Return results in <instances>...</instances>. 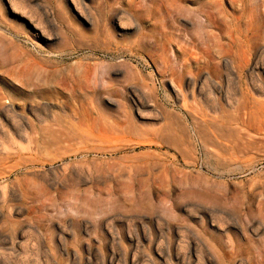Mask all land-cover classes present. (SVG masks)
I'll list each match as a JSON object with an SVG mask.
<instances>
[{"label":"rangeland","instance_id":"obj_1","mask_svg":"<svg viewBox=\"0 0 264 264\" xmlns=\"http://www.w3.org/2000/svg\"><path fill=\"white\" fill-rule=\"evenodd\" d=\"M0 264H264V0H0Z\"/></svg>","mask_w":264,"mask_h":264},{"label":"bare ground","instance_id":"obj_2","mask_svg":"<svg viewBox=\"0 0 264 264\" xmlns=\"http://www.w3.org/2000/svg\"><path fill=\"white\" fill-rule=\"evenodd\" d=\"M38 25H39V23H38ZM74 25V24H73ZM34 26V25H33ZM41 27H42V25H40ZM76 26V25H75ZM36 27V26H35ZM46 28V27H45ZM41 29V28H40ZM39 29V30H40ZM43 31L46 33V31H48V30H45V29H43ZM81 31H83V30H81ZM82 33V32H81ZM85 35H86V33H85ZM45 36V35H44ZM35 54V53H34ZM37 54V53H36ZM27 55V54H26ZM31 55V54H30ZM33 56V55H32ZM40 56V55H39ZM41 57V56H40ZM43 58V57H42ZM42 58H41V61H42ZM38 60V59H37ZM44 60V59H43ZM30 61H32V60H30ZM50 61V60H49ZM21 62H23V61H21ZM45 62V61H44ZM36 64L37 65H39L40 63H37L36 62ZM51 64H52V62H51ZM26 65V64H25ZM42 64H40V66H41ZM42 67H43V65H42ZM60 67V66H59ZM58 67V68H59ZM81 67V66H80ZM87 67V66H86ZM45 68V67H44ZM89 68V67H88ZM88 68H86V69H88ZM17 69V68H16ZM51 68H49V70H50ZM54 69V68H53ZM113 69V68H112ZM21 70V69H20ZM114 70V69H113ZM50 72V71H49ZM85 72H86V70H85ZM106 72V71H105ZM61 73V72H60ZM72 73V72H71ZM87 73V72H86ZM96 74V73H95ZM107 74H110V72L108 73V71H107ZM104 75V77H105V74H103ZM101 76V75H100ZM108 76V75H107ZM19 77V76H18ZM43 77H44V75H43ZM55 77V76H54ZM103 77V78H104ZM49 78V77H48ZM82 78V77H81ZM41 79H43V78H41ZM55 79V78H54ZM61 78H59V80H60ZM65 79V78H64ZM71 79V78H70ZM75 79V78H74ZM86 79V78H85ZM88 79V78H87ZM176 79V78H175ZM44 80H46V78L44 79ZM51 80H53V79H51ZM108 80V79H107ZM24 81V80H23ZM47 81V80H46ZM55 81H56V79H55ZM57 81H58V78H57ZM73 81V80H72ZM109 81H111V80H109ZM180 81V80H179ZM53 82V81H52ZM67 82V81H66ZM71 82V81H70ZM98 81H96V83H97ZM72 83V82H71ZM110 83V82H109ZM195 83V82H194ZM66 84V83H65ZM83 84V83H82ZM45 85H46V83H45ZM50 85H51V83H50ZM104 85V84H103ZM176 85V84H175ZM181 85V84H180ZM32 86V85H31ZM30 86V87H31ZM72 88L73 89H77L80 85L78 84V83H76V82H73L72 83ZM106 86V85H105ZM192 86H193V84H192ZM29 87V86H28ZM33 87V86H32ZM77 87V88H76ZM107 87V86H106ZM181 87V86H180ZM194 87V86H193ZM103 88V87H102ZM108 89V88H107ZM106 89V90H107ZM175 89V88H174ZM185 89V88H184ZM190 89V88H189ZM191 89H192V87H191ZM180 90V89H179ZM187 91V90H186ZM103 92V91H102ZM103 94H104V92H103ZM195 94V93H194ZM186 95H187V93H186ZM105 96H107V95H105ZM188 96V95H187ZM187 96H185L184 95V101H185V104H186V102H187ZM93 97V96H92ZM108 97V96H107ZM111 98V97H110ZM141 98V97H140ZM149 98V97H148ZM53 99V98H52ZM92 99V98H91ZM112 99H113V97H112ZM33 101H34V99H32ZM51 101V100H50ZM112 100H108V102L109 103H112L111 102ZM35 102V101H34ZM41 102V101H40ZM143 102V101H142ZM81 103V102H80ZM90 105V104H89ZM98 105V104H97ZM81 106H82V104H81ZM87 106V105H86ZM104 107V106H103ZM73 108V107H72ZM81 108V107H80ZM92 108H94V109H97L98 107L95 105L94 107H92ZM51 109V108H50ZM76 109V108H75ZM78 109V108H77ZM84 109V108H83ZM196 110V109H195ZM198 111V110H197ZM73 112V111H72ZM103 112V111H102ZM101 112V113H102ZM17 113V112H16ZM77 113V112H76ZM19 114V113H18ZM19 116V115H18ZM17 116V117H18ZM69 116V115H68ZM22 119V118H21ZM18 120V119H17ZM46 120V119H45ZM60 120V119H59ZM171 121V120H170ZM45 122V121H44ZM205 122L207 123V120H205ZM31 124V123H30ZM121 124V123H120ZM125 124V123H124ZM244 124V122H242V119H240V116H239V114H238V112H235L234 114H230L229 116H226L224 119H221V122H219V121H217L216 122V129H214L215 130V133H217V134H219V135H221V137H223V138H225V139H227V140H229L230 142H233V143H235V144H239L240 146H242L241 147V149L243 148V149H250V148H252L253 147V142L250 140V139H248L247 138V136H246V134H248L247 132H248V128L247 127H242V125ZM61 125V124H60ZM93 125V124H92ZM105 125H106V122H105ZM236 125V126H235ZM41 126V125H40ZM85 126H87V125H85ZM107 126V125H106ZM106 126H104V127H106ZM114 126H116V125H114ZM113 126V127H114ZM232 126H234V127H232ZM240 126V127H239ZM46 127V126H45ZM74 127H78V126H76V125H74ZM88 127H89V125H88ZM109 127V126H108ZM152 127H154L153 125H152ZM183 128V127H182ZM200 128V127H199ZM202 128V127H201ZM49 129V128H48ZM52 129V128H51ZM198 129V128H197ZM46 129L44 128V131H45ZM205 130V129H204ZM258 130V129H257ZM78 131H81V130H79L78 129ZM84 132H85V130H83ZM208 131V130H207ZM263 131V130H262ZM75 133L77 132V131H74ZM87 132H89V131H86V133ZM209 132V131H208ZM69 133V132H68ZM67 133V134H68ZM86 133H84V134H82V135H87ZM90 133V132H89ZM78 134V133H77ZM199 134V133H198ZM210 134V133H209ZM92 135V134H91ZM208 135V134H207ZM26 136V135H25ZM249 136H250V134H249ZM71 137V136H70ZM83 137H85V136H83ZM206 137H208V136H206ZM256 137V136H255ZM171 138H172V136H171ZM214 138V137H213ZM217 137H215V139H216ZM251 138V137H250ZM252 138H253V136H252ZM33 139V138H32ZM72 139V138H71ZM94 139V138H93ZM173 139V138H172ZM209 139H211V138H209ZM254 139V138H253ZM89 140V139H88ZM95 140V139H94ZM93 140V141H94ZM218 140V139H217ZM262 140V139H261ZM81 141V140H80ZM92 141V142H93ZM102 141V140H101ZM171 141H173V140H171ZM222 141V140H221ZM54 142V141H53ZM91 142V143H92ZM224 142V141H223ZM95 143V142H94ZM176 143V142H175ZM226 143H228V141L226 142ZM225 143V144H226ZM207 144H208V142H207ZM211 144V143H210ZM210 144H208V145H210ZM215 144V142L213 143V145ZM229 144H231V143H229ZM35 145V144H34ZM41 145V144H40ZM70 145V144H69ZM80 145V144H79ZM236 145V146H237ZM238 145V146H239ZM222 146V145H221ZM239 146V147H240ZM54 147V146H53ZM207 147V146H206ZM211 147V146H210ZM220 147V146H219ZM238 147V148H239ZM256 147V146H255ZM209 148V147H208ZM86 149V148H85ZM255 149V148H254ZM40 147H37V146H26V147H20V149L19 150H16V152H15V154L17 155V156H19V158L21 157V159L22 158H24L25 160H26V162H30V161H32L33 159H35L36 158V156L38 155V153L40 152ZM103 150V149H102ZM104 150H106L105 148H104ZM209 150V149H208ZM228 150V149H227ZM230 150H232V149H230ZM237 150H239V149H237ZM233 151H234V148H233ZM240 151V150H239ZM248 151V150H247ZM257 151H258V149H257ZM260 151V150H259ZM214 152V151H213ZM244 152H246V150H244ZM44 153V152H43ZM47 153V152H46ZM51 153V152H50ZM57 153V152H56ZM59 153V152H58ZM62 152H60V154H61ZM192 153V152H191ZM233 153V152H232ZM236 153V152H235ZM239 153V152H238ZM234 154V153H233ZM240 154H243V153H240ZM59 155V154H58ZM64 155H65V153H64ZM235 155V154H234ZM247 155V154H246ZM222 156V155H221ZM50 157V156H49ZM227 157V156H226ZM58 158V157H57ZM61 159H63L64 157H60ZM225 158V157H224ZM238 158V157H237ZM39 160V159H38ZM24 162V161H23ZM79 162V161H78ZM19 164V163H18ZM65 164V163H64ZM88 164V163H87ZM11 165H12V163H11ZM65 165H69V164H65ZM81 165V164H80ZM86 165V164H85ZM142 165V164H141ZM69 167V166H68ZM83 170V169H82ZM131 172V171H130ZM198 175H200V174H198ZM261 181V180H260ZM227 183V182H226ZM251 184H253V182H251ZM250 184V185H251ZM245 185V184H244ZM227 189V188H226ZM251 189V188H250ZM204 190V189H203ZM206 190H207V188H206ZM222 190V189H221ZM218 192V191H217ZM207 193V192H206ZM211 193V192H210ZM213 196H214V191L211 193ZM216 196H217V194H216ZM218 196H222L221 194L220 195H218ZM208 197V196H207ZM226 197V196H225ZM217 198V197H216ZM214 199V198H213ZM219 199V198H218ZM207 200V199H206ZM211 200V199H210ZM221 201V200H220ZM217 202H219V201H217ZM214 203V202H213ZM253 223V222H252Z\"/></svg>","mask_w":264,"mask_h":264}]
</instances>
